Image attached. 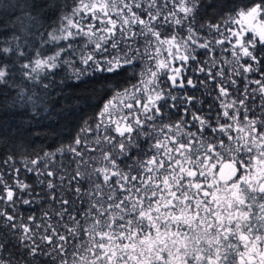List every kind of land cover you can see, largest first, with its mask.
<instances>
[{
    "label": "snow or ice",
    "instance_id": "1",
    "mask_svg": "<svg viewBox=\"0 0 264 264\" xmlns=\"http://www.w3.org/2000/svg\"><path fill=\"white\" fill-rule=\"evenodd\" d=\"M219 2L220 19L197 27L202 0H74L41 36L55 50L21 64L24 79L47 91L65 69V80L100 81L107 98L95 124L56 150L71 154L73 173L45 162L55 152L26 165L47 181L60 220L18 221L15 205L33 202L23 198L32 186L0 179V203L13 209L0 208V252L13 249L0 264H54L44 259L53 251L60 264H264V0ZM205 28L221 39L201 43ZM20 30L0 47V84L8 54L25 58ZM233 39L234 59L217 70L214 46L227 52ZM41 103L20 89L11 106Z\"/></svg>",
    "mask_w": 264,
    "mask_h": 264
},
{
    "label": "trees",
    "instance_id": "2",
    "mask_svg": "<svg viewBox=\"0 0 264 264\" xmlns=\"http://www.w3.org/2000/svg\"><path fill=\"white\" fill-rule=\"evenodd\" d=\"M34 4L40 6L33 8ZM73 6L74 0H0V47L9 46V43L15 44L16 41H12L11 38L13 35L23 36L20 30L22 26H26L29 33L25 37L29 46L16 50L17 53L24 51L25 58H21L19 63L13 64L15 54H8L4 62L11 65V74L7 77L9 83L0 84V179L9 185L14 184L19 179L32 186L31 194L25 192L23 198L33 202L28 205L21 203L15 205L18 221L28 222L27 218L34 216L36 223H40L44 212H48L49 216L52 217L49 222L55 223L60 220V217L54 216V212L60 210V205L51 202L50 194L45 195L48 192L47 181L44 185L38 184L37 174L27 172L26 165L37 156L43 157L45 152H55L54 157H45V162L52 159L58 169L66 168L69 173H73L76 166L68 163L71 154L64 156L56 150L71 142L84 121L88 120L93 125L95 124L96 112L99 111L104 99L107 98L103 94L100 81H90L81 85L73 80H65V69L59 70V74L54 78L53 86L47 91L42 88L41 84L30 82L21 75L20 65L35 57L37 51L47 56L55 50L51 45H44L41 36L47 40L48 33L59 26L61 15L70 12ZM221 15L219 0H202L197 27L200 24L216 23ZM30 17L34 19H29ZM200 36L201 43L205 39H221L219 35H209L207 28L201 32ZM234 42V39L231 43L225 41L224 48L228 49L227 52H221L219 46H214L217 48L215 53L218 61L217 70L228 67L224 61L234 59L231 56L232 43ZM60 43L63 46L64 42ZM198 51L201 52L200 59L203 60V50L198 49ZM196 75L200 76L201 79L203 78V74L196 73ZM48 82V79L42 81V83ZM73 84L76 86L73 87ZM255 87L254 84L250 85V88ZM20 89H24L26 94L36 93L43 101L37 106L36 112L32 111L31 106H11L13 98L16 97ZM241 90H243L242 84ZM202 91L203 89H200L196 95L199 96ZM203 99V108L207 110L213 103L212 98L204 97ZM260 103L261 100L258 98L256 104L259 105ZM217 107L218 102L213 107V112ZM173 119H178V117ZM9 156L12 157V160L8 164H3L2 161ZM95 166L99 167L100 164ZM16 169H20V171L17 172ZM63 174V172L57 171V177ZM40 179H44V177H40ZM48 179L59 183L55 177ZM64 183L67 184L68 181L65 180ZM0 208L8 212L13 211L12 208L2 203H0ZM66 221L67 217L61 223ZM39 231L43 232V229ZM12 251L13 249L9 248L7 252H0V255L11 258L10 253ZM53 258H55L54 264H60V258L57 257L55 251L52 252L51 256L44 259L53 262ZM67 259L71 260V257L69 256Z\"/></svg>",
    "mask_w": 264,
    "mask_h": 264
},
{
    "label": "flooded vegetation",
    "instance_id": "3",
    "mask_svg": "<svg viewBox=\"0 0 264 264\" xmlns=\"http://www.w3.org/2000/svg\"><path fill=\"white\" fill-rule=\"evenodd\" d=\"M262 247H264V245H262Z\"/></svg>",
    "mask_w": 264,
    "mask_h": 264
}]
</instances>
